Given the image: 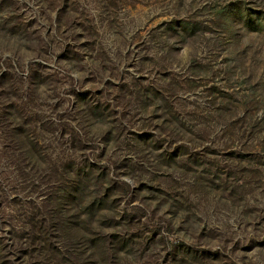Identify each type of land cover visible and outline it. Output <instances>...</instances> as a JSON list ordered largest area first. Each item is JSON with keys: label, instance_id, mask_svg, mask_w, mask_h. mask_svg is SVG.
Here are the masks:
<instances>
[{"label": "rangeland", "instance_id": "1", "mask_svg": "<svg viewBox=\"0 0 264 264\" xmlns=\"http://www.w3.org/2000/svg\"><path fill=\"white\" fill-rule=\"evenodd\" d=\"M0 264H264V0H0Z\"/></svg>", "mask_w": 264, "mask_h": 264}]
</instances>
